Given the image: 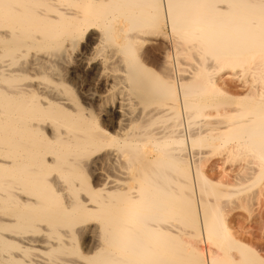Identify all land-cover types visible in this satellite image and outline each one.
I'll return each instance as SVG.
<instances>
[{
    "label": "bare ground",
    "instance_id": "obj_1",
    "mask_svg": "<svg viewBox=\"0 0 264 264\" xmlns=\"http://www.w3.org/2000/svg\"><path fill=\"white\" fill-rule=\"evenodd\" d=\"M223 146L264 166V0H0V264H264Z\"/></svg>",
    "mask_w": 264,
    "mask_h": 264
},
{
    "label": "rangeland",
    "instance_id": "obj_2",
    "mask_svg": "<svg viewBox=\"0 0 264 264\" xmlns=\"http://www.w3.org/2000/svg\"><path fill=\"white\" fill-rule=\"evenodd\" d=\"M144 53H145V56L144 54L142 55V57L143 56L145 57V58H142L143 63L148 67V69L151 72L159 74L160 72L158 73V68L160 66H158V64L160 65V60H158V57H157L158 55L153 56L155 55V53L147 52V50H145ZM161 67L159 68L160 70H162ZM235 71L236 69L234 71L233 70H223L221 73L216 75L217 77L216 81H218V79L220 78L218 83L219 82L221 83L222 82L221 79H223L224 81L230 82L231 85L232 83L234 84L239 83L242 86L243 84L242 82H240L239 80H235L233 78V75H234L233 73ZM236 73L238 74L239 72H236ZM240 85H237V86L239 87ZM245 90L246 89H244V91ZM159 124L160 123H158L157 125ZM212 143L219 145V143L221 142L219 139H215L212 141ZM149 146H150L149 144H146L144 149L146 150L147 155L153 157L155 156V153L151 150L152 146L150 147ZM223 147L225 148L220 149L219 151L216 150L208 155H206V153H208L211 150L210 148L202 147L200 149L201 155L204 156V158L202 159L203 161L201 160L200 162L201 171L204 174L206 173V176H209L211 178L210 179L208 177L210 180L220 184L219 185L220 187L217 188L218 190L219 188L221 189L225 186V188H223L224 190L223 192H222V189L220 190L222 194L223 193L224 194L219 196V199H218V202H220L218 203V206L220 204L221 207L219 206V208H222L221 211L218 209V213H220L221 215V220L223 221L224 228L227 229L226 231L230 232V234L229 233L228 234L229 235L232 234L231 237L233 239H236V241L247 245L249 248L253 250H256L257 253L259 251L258 254L264 260V168L261 169L263 165L260 166L258 164L260 167L258 165H257L258 167L255 166L256 161L252 159L253 162L255 161L254 169L255 168L257 169H255L256 171L254 170L255 172L251 171V173H249L250 170L246 168V165H244V162H246L248 158H250L252 155L249 152L248 154L247 152L242 153L244 152V150H240V148H237V147H230V146L229 148L226 146H223ZM230 148L231 149L233 148V149L231 150ZM203 150H205L206 153H203L204 152ZM244 154H247V155H244ZM248 155H251V156L247 157ZM247 173H249V175L251 176L249 177V175H247V180H246V177L243 176L245 178L243 180H246L244 182L242 180V183H244V185L242 183H239L241 180L240 175L241 174L245 175ZM255 175H258V176H255ZM235 176L236 177L238 176L240 180L238 177L235 178ZM251 181H254V183H251ZM228 183H232V184H228ZM248 185L250 186L247 187ZM241 186H244L243 187L244 189H242ZM226 187L230 189L231 191L230 190L228 191ZM239 187H241V190ZM234 188L235 189L239 188V189L235 190ZM200 244H198L200 246L198 247L203 248L204 244H202V246ZM206 246H208L209 248ZM215 249L218 251V252L216 251V253L219 254L218 245L216 243L204 245V251L206 253L208 252L209 254H211ZM213 254L215 255V253ZM235 256H236V253H234L233 257Z\"/></svg>",
    "mask_w": 264,
    "mask_h": 264
}]
</instances>
